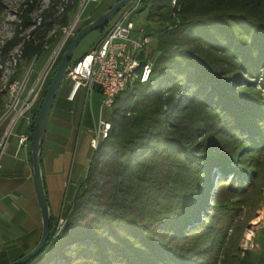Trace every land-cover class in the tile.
<instances>
[{
  "label": "trees",
  "instance_id": "obj_1",
  "mask_svg": "<svg viewBox=\"0 0 264 264\" xmlns=\"http://www.w3.org/2000/svg\"><path fill=\"white\" fill-rule=\"evenodd\" d=\"M38 1L22 4L0 65L18 47L23 60L39 55L38 62L81 0H49L34 20ZM4 10L0 0V23ZM137 16L156 43L152 74L115 97L109 135L92 149L72 203L51 214L46 246L27 264H203L193 238L206 231L208 245L216 241L218 229L209 228L221 218L207 203L214 182L229 175L243 181L235 154L264 146V0H143ZM115 19L98 30L99 39ZM165 21L172 25L154 29ZM78 31L31 111L30 148L47 89ZM5 96L0 91V110ZM40 236L41 228L13 260ZM239 264H264V257L248 252Z\"/></svg>",
  "mask_w": 264,
  "mask_h": 264
},
{
  "label": "rangeland",
  "instance_id": "obj_2",
  "mask_svg": "<svg viewBox=\"0 0 264 264\" xmlns=\"http://www.w3.org/2000/svg\"><path fill=\"white\" fill-rule=\"evenodd\" d=\"M24 1L25 0H4L5 10L2 14L0 23V56L4 54L2 49L13 35L16 25L15 23L19 20L18 16L20 8ZM117 1L118 0L79 1L76 4L74 11L71 13L69 26L73 23L72 32L74 33L76 30H80L82 27L95 20L94 18L97 15L104 13L110 5H113ZM48 2L49 0H39L36 3V8L32 13L34 20H38V17L41 15L40 7L42 5L44 7ZM136 25L137 28L140 26V22L137 20ZM171 25L172 23L170 21H165L161 22L160 25H154V29L169 28ZM55 30L54 42L47 47L39 61L36 62L35 67L26 82V87L24 86L22 91V84L33 61L28 63L23 60L20 57L18 47L7 54L6 64L0 65V91L6 92L2 109L0 110V120L11 109L9 114L0 122V168L1 164L5 161V152L8 151L13 154L15 151V147L7 145L6 142L10 131L9 128L13 125L15 117L19 116L17 117L12 134L9 136L11 141L15 138L13 136V133L17 131L15 128L26 125V117H22V115L20 116L19 113L26 100H24V98L27 94V88L37 78L40 80L42 76L41 93L46 86L52 70L56 65L58 56L67 40L66 39L60 46L50 62L57 46L66 34L64 28L56 27ZM29 32L30 29L26 30L24 34ZM71 36H73L72 33L69 34L67 38ZM99 37L100 32L98 30H94L87 34L77 46L71 63L75 62L87 50H89L92 45L98 41ZM155 44V40L152 39L146 48V58L150 62H153L157 55ZM65 80L62 85L65 84ZM16 81L19 84L16 86V91L12 93L10 86ZM37 90L38 89L35 88L33 94L29 95V100H31V103H34L31 104L29 108L31 110H33V107L39 98L38 95L37 99L35 101L33 100ZM61 94L62 91L57 95L55 105L60 102ZM101 105L102 99L96 95V93L92 94L91 99H86L85 90L83 94L78 96L75 103H68L66 101L62 102L63 110L65 109L66 113L71 116L73 121H75L73 129L66 130L64 127H60L53 132L54 129L52 123L49 121L46 132V144L47 142L54 143L55 152L60 156L64 166L63 171L60 172L55 179V201L52 200L51 196L49 197V204L53 211L54 205L58 202V215L63 208H67L72 203L76 191L84 180L87 169L84 164L80 163L79 158L76 157L78 133H80L82 129H86L90 123L93 124V120L98 119L100 111L103 119H111L112 107H101ZM20 107L21 109L19 111ZM52 116L53 113L50 114V119ZM27 135L29 140V131ZM235 158L240 160L243 164L242 172L245 181H241V177H243L241 176L239 178L237 177V181L234 183L233 179H236V177L232 178L233 175L216 180L210 191L211 195L207 199L208 205L213 207L211 210H208L211 211L212 214H215L216 217L222 219H220L217 228L216 226L212 229L209 228V231H215L218 229V232L216 233V241L213 244L208 245V238H210V235L212 236V232L208 233L206 231L202 232L204 236L201 237L200 241L196 240L195 236L193 238V242L195 241L201 246L200 249H202L203 253L201 259L203 264H239V261L245 255H248V252L253 256L264 257V146L255 149L254 151H250V149H239V152L235 154ZM232 165L234 167L237 166L235 163ZM11 201L17 206L18 201L14 200L13 196L5 200L2 204L0 203L2 205L0 206V259L7 254L12 255L16 248L20 247L19 251L14 253L15 255L9 259L10 261L22 254L24 252L23 247L26 245L32 247V242L34 241L32 238V240L30 239L31 236H34L32 215L30 214L27 216L24 223L14 224L11 217L12 212L6 206L8 202ZM206 216H208V214ZM205 239L207 240L204 244ZM27 242L29 244H27ZM201 242L203 243L201 244Z\"/></svg>",
  "mask_w": 264,
  "mask_h": 264
},
{
  "label": "built area",
  "instance_id": "obj_3",
  "mask_svg": "<svg viewBox=\"0 0 264 264\" xmlns=\"http://www.w3.org/2000/svg\"><path fill=\"white\" fill-rule=\"evenodd\" d=\"M142 2L143 0H130L117 14L110 30L69 66L67 78L73 82L72 93L69 97L71 100L77 91L85 87L88 90V96L94 90L100 91L102 96L101 107H112L115 97L123 90L134 82L145 83L149 80L153 70V62L148 60L144 62L142 55L152 37L145 34L143 25L138 28L136 25L137 12ZM61 9L63 10V8ZM64 30L66 37L63 43L69 34H74L70 26L65 27ZM41 78L36 85L38 90L34 95V101L42 87ZM18 84L16 81L10 86L12 93L16 91ZM29 97L23 104L19 113L20 116L24 115L33 104ZM110 130L111 122L100 118L95 136L91 140V147L94 150L97 149L99 142L109 135ZM27 140L28 135L20 136L21 144L26 143ZM63 224L61 219L58 231L63 227Z\"/></svg>",
  "mask_w": 264,
  "mask_h": 264
},
{
  "label": "crops",
  "instance_id": "obj_4",
  "mask_svg": "<svg viewBox=\"0 0 264 264\" xmlns=\"http://www.w3.org/2000/svg\"><path fill=\"white\" fill-rule=\"evenodd\" d=\"M65 79H66L65 84L61 85L58 91V94L60 91H62V94L60 97L61 100L56 105L54 102V105L51 111V114L53 113V116L51 119L49 118L50 119L49 121H51L50 123H52L53 129H54L53 132H55L56 129H59L60 127H64V129L66 130L74 128L75 121L71 119V116H69L66 113L65 109L63 110V106H62L63 101H66L68 103H72V102L75 103L78 96L80 94H83L85 90H86V99L87 98L91 99L93 93H96V95H98L102 99V96L99 90H94L90 94V96H88V90L85 87H83L79 91L76 92L74 98L71 100L69 97L72 93L73 82L69 78H65ZM38 80L39 78H37L34 82H32V84L27 88L26 90L27 94L24 100L29 95L33 94V92L35 91V88H37L36 85L38 83ZM25 87H26V84H25ZM23 93H24V90H23ZM22 104H21V107H22ZM21 107L19 108V111ZM31 111L32 110L29 109L26 111L24 115H22V117H26V125L15 128L17 131L13 133L14 134L13 136L15 138L12 141L9 139V136L10 134H12V130L17 121V117L19 116L15 117L13 125H11L9 128L10 131L6 139V142H7V145L9 146L12 145L13 147H15V151L13 154L6 151L5 161L3 162V164H1L0 203L2 204L5 200L10 198L11 196H13L14 200L18 201L17 206L14 205L12 201L8 202V204L6 205L12 212L11 217L13 219L14 224L15 223L22 224L25 222V218L27 216H29L30 214L32 215V221H33L32 223L34 225V228H33L34 236H31L30 239L31 238L34 239L36 237L37 232L42 227L41 210H40V205L38 202V198H37V194H36L35 186H34L33 166L30 162V149L31 148L29 146V141H27L24 144L20 143V136L24 134L26 135L28 134V126L31 121ZM100 118H103L101 111H100L98 119L93 120V124L90 123L86 129H82V131L78 133L76 157L79 158L80 163L84 164V166L86 167H88L89 165L90 156L92 154V149H93L91 147V140L95 136L96 128H97ZM41 158H42V169H43V176H44V182H45V188H46L48 200L50 201L49 197L51 196L52 200L55 201V196H54L56 192L55 191V181H56L55 179L58 177L57 175H59V173L63 171L64 166H63V161L61 160L60 156L57 155V153L55 152L54 143L47 142L46 144V137H45L44 144H43ZM1 204L0 206H2ZM58 208H59L58 202H56V204L54 205V211L50 205L51 214L58 215V210H59ZM27 244L29 243L27 242ZM26 246L23 248L25 249ZM19 248L20 247H17L14 253L18 252ZM14 253H12V255L7 254L5 256H2L0 259V262L5 261L7 259H11L13 255H15Z\"/></svg>",
  "mask_w": 264,
  "mask_h": 264
},
{
  "label": "water",
  "instance_id": "obj_5",
  "mask_svg": "<svg viewBox=\"0 0 264 264\" xmlns=\"http://www.w3.org/2000/svg\"><path fill=\"white\" fill-rule=\"evenodd\" d=\"M129 1L130 0H118L109 9H107L104 13H102L99 17H97L95 20L88 23L84 27H82L77 32L71 44L68 46L66 52L64 53L57 67V70L53 76V79L47 89L46 95L41 104V107H40V110H39V113H38V116L35 122L32 139H31L33 179H34L35 191H36L38 202L40 205L41 219H42L41 236L39 238L38 243L31 250L26 252L22 257H19L11 261L8 264H27L31 259H33L37 254L41 252V250L46 246V243L50 237L51 211H50V204H49V200H48V196H47L46 188H45L41 154H42L44 140L46 137L50 114H51L56 96L58 94L59 88L61 87L63 81L67 77L68 68L71 64L75 50L77 46L79 45V43L81 42V40L87 34H89L90 32L94 30H99L100 28L108 25L116 17V15L128 4ZM72 25L73 23L70 25V27H72ZM65 35L61 39L50 61L52 60V58L54 57V55L56 54V52L59 50L60 46L62 45L66 37ZM38 58H39V55H36L24 79L21 91L23 87L25 86L31 72L33 71ZM10 110L2 117L0 122L9 114ZM61 219L62 218L59 219L58 227H59ZM63 223H64V220H63Z\"/></svg>",
  "mask_w": 264,
  "mask_h": 264
}]
</instances>
